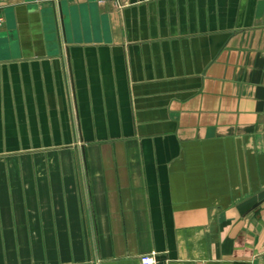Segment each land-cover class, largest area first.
Instances as JSON below:
<instances>
[{"label":"crops","instance_id":"obj_1","mask_svg":"<svg viewBox=\"0 0 264 264\" xmlns=\"http://www.w3.org/2000/svg\"><path fill=\"white\" fill-rule=\"evenodd\" d=\"M0 15V264H264V0Z\"/></svg>","mask_w":264,"mask_h":264},{"label":"built area","instance_id":"obj_2","mask_svg":"<svg viewBox=\"0 0 264 264\" xmlns=\"http://www.w3.org/2000/svg\"><path fill=\"white\" fill-rule=\"evenodd\" d=\"M96 1H102V0H96ZM4 18H3V16L2 15H0V29L3 27V25H4ZM152 262H153V260H152V258L151 257H146V258H144L143 259V263L144 264H152Z\"/></svg>","mask_w":264,"mask_h":264}]
</instances>
